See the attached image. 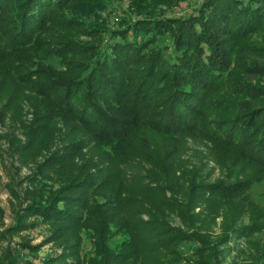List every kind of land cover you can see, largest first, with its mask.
<instances>
[{"label": "trees", "instance_id": "trees-1", "mask_svg": "<svg viewBox=\"0 0 264 264\" xmlns=\"http://www.w3.org/2000/svg\"><path fill=\"white\" fill-rule=\"evenodd\" d=\"M183 1L129 0L114 28L107 0H0V125L35 166L0 240L48 234L9 264L44 245L59 253L39 264H264V0L165 16Z\"/></svg>", "mask_w": 264, "mask_h": 264}, {"label": "rangeland", "instance_id": "rangeland-1", "mask_svg": "<svg viewBox=\"0 0 264 264\" xmlns=\"http://www.w3.org/2000/svg\"><path fill=\"white\" fill-rule=\"evenodd\" d=\"M201 3V0H184L177 7L172 9H165L164 13L166 17L178 18V17H187L191 12ZM129 0H107V8L105 11L101 12V17L104 19L107 26L117 27V24L123 19L136 20L132 11L128 8ZM27 110V107H25ZM29 119V117L27 118ZM9 127L0 125V208L4 211L3 214V226L0 228V231L9 228L13 225V210H12V198L9 191V186L12 187L17 193H21L22 189L27 187L26 178L33 172L32 168L35 169V166L31 165L30 167L22 166L17 161L16 158L10 154L8 150V144L4 138L5 133L9 130ZM19 136V132H16ZM190 150L187 153V158L191 164H195L197 167L203 165L205 172L210 174L211 179H216L220 176L219 171L215 168L214 164L209 161V159H201L197 155V151L207 153L206 149L202 145L194 144L193 142L189 143ZM41 161V160H40ZM264 205V199L262 200ZM246 222V221H245ZM173 224L179 225L177 219L173 220ZM216 232L219 230L216 229ZM48 236L46 226L39 224L37 227L23 231L19 234L5 235V238L0 240V262L3 264H9L8 251L12 252L14 247L23 242L24 240H29L31 245L42 244L44 239ZM120 242L119 238L116 237L113 241L114 244ZM242 243L240 242L239 245ZM234 243H231L233 246ZM192 244H184L181 247V252L185 256H190L192 252ZM92 242L91 239L83 235V243L81 247V254L85 258H90L93 256L92 251ZM58 250L52 248L50 245H44L41 247L37 257L27 254V251L24 250L22 256L21 264L25 259L39 264L40 261L45 257L46 254L56 255ZM235 256L232 255L226 257L221 264H232V260Z\"/></svg>", "mask_w": 264, "mask_h": 264}]
</instances>
